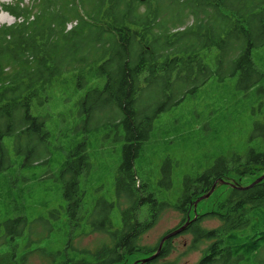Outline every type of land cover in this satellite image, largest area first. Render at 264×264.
<instances>
[{"label": "trees", "instance_id": "trees-1", "mask_svg": "<svg viewBox=\"0 0 264 264\" xmlns=\"http://www.w3.org/2000/svg\"><path fill=\"white\" fill-rule=\"evenodd\" d=\"M141 6H145L143 10ZM0 7L15 19L11 26H0V172L12 168L3 144L6 136L28 139L26 166L32 152L47 155L45 120L33 116L31 107L33 100L47 102L54 78L74 72L79 88L95 80L82 96L80 109L89 116L96 105L103 106L114 114L112 125H106L124 129L127 144L122 148L120 171L127 182L118 193L136 199L128 216L132 221L113 234L111 257L118 260L120 252L152 256L157 248L140 247L138 239L156 220L161 206L153 194L144 197L134 185L138 148L147 140L158 114L179 104L209 78L223 72L239 81L245 75L249 84H255L262 76L252 53L264 46V0H31L27 5L15 0L10 5L0 2ZM71 23L74 25L68 30ZM211 48L217 50L214 68L205 63ZM85 146V142L78 146L81 154L76 165L68 160L63 163L64 172L73 176V187L88 167ZM233 158L238 164L232 169H227L223 160L212 167L214 171L184 179L180 198L170 206L183 215L182 221L193 199L207 193L230 171L235 170L239 177L264 171V151ZM121 184L124 186L123 181ZM10 189L16 188L9 185L7 198ZM69 189L70 185L64 196L68 197ZM19 193L22 190L14 195ZM145 204L152 217L138 223L134 213ZM217 206L216 212L192 220L183 231L193 237V245L208 243L196 264H253L255 254L264 249V180L250 188L228 189ZM204 218H214L223 227L202 229ZM24 219L16 216L0 224V246L10 248L9 262L14 264H21L11 249ZM127 233L132 234L131 241ZM170 245L171 239L166 240L157 257L147 264L165 258Z\"/></svg>", "mask_w": 264, "mask_h": 264}, {"label": "rangeland", "instance_id": "rangeland-1", "mask_svg": "<svg viewBox=\"0 0 264 264\" xmlns=\"http://www.w3.org/2000/svg\"><path fill=\"white\" fill-rule=\"evenodd\" d=\"M0 2L10 5L15 0ZM30 2L24 0L25 5ZM144 7L141 6V10ZM0 20V26L15 23L1 7ZM191 23L189 19L188 24ZM73 25L68 24L67 29ZM216 53L214 48L206 52L205 63L212 68ZM252 61L262 75L255 84H249L245 75L239 81L236 76L220 72L219 76L209 78L195 92L187 94L179 104L152 119L148 138L141 142L134 159V185L144 197L153 194L161 208L156 220L138 239L140 247L158 250L162 244L161 251L166 241L162 239L168 233L185 224L186 228L205 213L216 212L228 189L246 188L264 176V171L259 170L243 177L235 170L230 171L224 180L212 184L214 190L207 198L200 200L211 189L193 199L184 221L183 215L170 207L180 198L186 177L214 171L212 167L223 160L226 168L232 169L238 163L231 157L246 158L251 151H264V46L253 51ZM89 79L87 76V81ZM95 82L79 88L77 76L68 72L53 79L47 91V102L33 100L31 114L45 120L49 133L45 139L47 155L32 152L26 166L28 139L23 136L3 139L12 168L0 172V224L16 216L25 218L18 228L22 231L17 235L16 246L11 249L15 261L21 264H104V258L109 257L108 248L114 242V232L123 230L126 222L132 221L128 216L136 199L133 196L127 199L118 193L120 188H126L127 182L120 171L126 133L121 126H111L114 114L109 109L96 105L95 112H89V116L80 109L82 96ZM97 84L103 86L98 80ZM82 142L86 143L88 167L73 187V176L62 168L67 160L76 165L81 154L78 146ZM11 184L16 189H10L11 196L7 198L5 194ZM68 185L66 197L64 190ZM17 190H22V194L14 195ZM14 206L18 210L13 209ZM149 207L145 204L137 209L136 222H149ZM124 211H129L127 216L123 215ZM200 226L205 230L223 227L214 218L202 219ZM184 230L169 238L170 253L153 264H196L203 257L208 243L193 245V237L183 233ZM3 246H0V264H14L9 262L10 248ZM149 257L133 254L124 257L121 264H140ZM260 259L264 264V249Z\"/></svg>", "mask_w": 264, "mask_h": 264}, {"label": "flooded vegetation", "instance_id": "flooded-vegetation-1", "mask_svg": "<svg viewBox=\"0 0 264 264\" xmlns=\"http://www.w3.org/2000/svg\"><path fill=\"white\" fill-rule=\"evenodd\" d=\"M128 233L126 234V236L128 235ZM127 239H128V241H131L132 240V234H130L129 236H127ZM113 244H114V242L108 248L109 251L107 253V256L109 254V257L108 258H104V260H103V261H105L104 264H111L113 262H119V264H121L123 262V258L124 257H128V256L133 255V254H129V255L125 256L124 253L120 252V258L118 260L115 259L116 261H114V259H110L111 258V255H112V246H113ZM261 251L262 250H259L255 254L256 257H255V262L253 264H262L261 259H260ZM146 263H148V262H146ZM146 263H144V264H146ZM242 264H247V263L244 262ZM250 264H252V263H250Z\"/></svg>", "mask_w": 264, "mask_h": 264}, {"label": "water", "instance_id": "water-1", "mask_svg": "<svg viewBox=\"0 0 264 264\" xmlns=\"http://www.w3.org/2000/svg\"><path fill=\"white\" fill-rule=\"evenodd\" d=\"M261 180H264V176L261 177L260 179L256 180V181H254L250 186H248V187H246V188H250V187H252L253 185H255V184L261 182ZM213 190H214V188H212V189L210 190V192H209L206 196L201 197L200 200H201V199H205V198H207V197L213 192ZM185 225H187V224H185ZM185 225L183 226V228L181 227V228H179V229H176V230H174V231L168 233V234L162 239V242H164L165 240L169 239V238L172 237L173 235H176V234L180 233L182 230L185 229ZM161 245H162V244H161ZM161 245H160V246H161ZM160 246H159V248H158V250L156 251L155 254H153L152 256H150V257L147 258V259L142 260V261L140 262V264H143V263H146V262H148V261H150V260H153V259L158 255V253H159V251H160V248H161Z\"/></svg>", "mask_w": 264, "mask_h": 264}, {"label": "bare ground", "instance_id": "bare-ground-1", "mask_svg": "<svg viewBox=\"0 0 264 264\" xmlns=\"http://www.w3.org/2000/svg\"><path fill=\"white\" fill-rule=\"evenodd\" d=\"M0 22H2V21L0 20Z\"/></svg>", "mask_w": 264, "mask_h": 264}]
</instances>
